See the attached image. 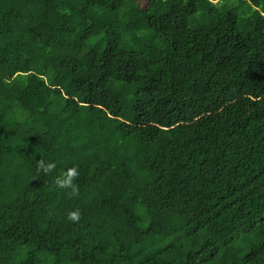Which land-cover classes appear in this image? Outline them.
<instances>
[{
	"label": "trees",
	"instance_id": "16d2710c",
	"mask_svg": "<svg viewBox=\"0 0 264 264\" xmlns=\"http://www.w3.org/2000/svg\"><path fill=\"white\" fill-rule=\"evenodd\" d=\"M0 0V264H264V0Z\"/></svg>",
	"mask_w": 264,
	"mask_h": 264
},
{
	"label": "rangeland",
	"instance_id": "374dc122",
	"mask_svg": "<svg viewBox=\"0 0 264 264\" xmlns=\"http://www.w3.org/2000/svg\"><path fill=\"white\" fill-rule=\"evenodd\" d=\"M147 3H148V0H145L144 5H147Z\"/></svg>",
	"mask_w": 264,
	"mask_h": 264
}]
</instances>
